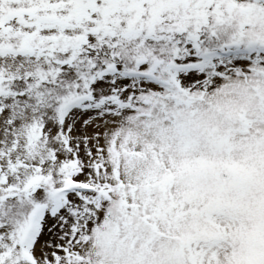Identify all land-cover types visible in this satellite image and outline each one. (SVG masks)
<instances>
[{"label": "snow or ice", "instance_id": "6c2138e0", "mask_svg": "<svg viewBox=\"0 0 264 264\" xmlns=\"http://www.w3.org/2000/svg\"><path fill=\"white\" fill-rule=\"evenodd\" d=\"M0 264H264V0H0Z\"/></svg>", "mask_w": 264, "mask_h": 264}]
</instances>
